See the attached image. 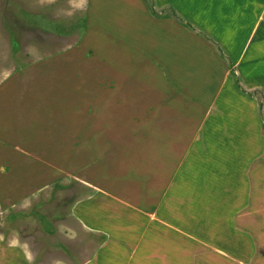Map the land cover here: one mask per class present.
Wrapping results in <instances>:
<instances>
[{
	"label": "rangeland",
	"instance_id": "374dc122",
	"mask_svg": "<svg viewBox=\"0 0 264 264\" xmlns=\"http://www.w3.org/2000/svg\"><path fill=\"white\" fill-rule=\"evenodd\" d=\"M232 3L239 9L244 1L0 0V244L11 235L27 242L34 262L42 258L44 247L66 252L75 247L76 242L62 233L78 232L69 213L72 203L89 192L84 169L111 150L122 149V144L112 143L117 141L112 129L104 139L87 134L95 117L86 109L95 104L160 102L200 107L203 100L195 94L210 86L214 96L207 104L254 110L253 126H245L251 134H239L238 145L241 150L250 135L256 143L252 190L239 191L235 207L224 206L222 240L217 244L223 256L210 263L264 264V91L257 84L263 85L264 75L256 69L251 76L252 69L242 74L245 79L235 74L236 58L239 64L249 60L250 68L257 67L256 55L262 58L263 48L256 51L257 46L248 43L242 51L225 47L199 23L220 9L218 24L223 20L231 26ZM239 11L238 16L247 15L244 19L251 24L252 10ZM185 68V96L172 90L164 91L162 98L152 96L158 87L166 88L168 71L172 75ZM254 75L257 79L250 82L247 76ZM220 90L231 93L224 102ZM217 115L216 110L208 112L211 121L217 122ZM74 124L78 127L70 133ZM231 127L237 131L234 123ZM58 168L60 176L37 180ZM223 199L229 200L228 192ZM54 220H60V226ZM41 232L58 240L39 238ZM5 262L22 264L20 257L12 261L0 251V264Z\"/></svg>",
	"mask_w": 264,
	"mask_h": 264
},
{
	"label": "crops",
	"instance_id": "0c3cea01",
	"mask_svg": "<svg viewBox=\"0 0 264 264\" xmlns=\"http://www.w3.org/2000/svg\"><path fill=\"white\" fill-rule=\"evenodd\" d=\"M243 1L239 9L232 3L231 15L235 18L231 26L223 20L218 24V19L223 17L220 9L212 12L207 20L201 17L199 26L212 30L215 40L225 47L242 51L247 43L248 46L255 44L256 51L263 48L264 53V0ZM241 8L252 10L251 24L245 21L246 14L244 18L238 16ZM232 54H236L235 50ZM256 56L259 61L254 62L257 67L253 68L249 67L251 61L239 64L236 58L235 74H249L252 69L250 76L253 70H260L264 75V54L262 58L260 54ZM185 70L172 75L168 71L166 88L158 87L152 96L162 98L168 90L185 96L189 90L184 87ZM250 76H247L250 82L257 79L256 75ZM257 84L264 91V82ZM209 88L200 87L199 94H195L203 100L200 107L191 103L160 102L109 103L99 107L95 104L86 109L95 117L87 134L104 139V134L108 136L112 129L117 140L112 143L122 144V149L111 150L101 162L86 165L84 169V187L89 192L72 203L69 213L78 232L62 233L76 242L75 247L70 246L67 252L62 248L44 247L42 258L34 262V253L27 242L11 235L6 238V244H0V251L12 261L20 257L22 264H212V260L221 261L222 247L217 244L222 240L223 208L238 205L237 193H248L253 187L250 170L256 143L252 135L250 140L245 137L246 145L240 150L238 142L240 135L251 134L245 126H253L255 114L253 109L237 104H207L214 96ZM220 94L224 102L231 93L225 94L222 90ZM215 110L220 117L217 122L208 117V112ZM196 111L200 113L195 115ZM134 112L139 116L134 117ZM232 123L237 126L236 132L231 130ZM77 127L74 124L70 133ZM231 133L235 135L233 138ZM227 143H233L232 147ZM53 148L52 157L56 149ZM101 149L103 155L105 149ZM48 158L52 159L50 155ZM45 174L37 180L60 176L59 168ZM223 192L229 193V200L223 199ZM53 222L60 226V220ZM45 235L41 232L39 238ZM46 236L58 240L55 235ZM59 239L66 245L60 234ZM208 239L214 244L207 246Z\"/></svg>",
	"mask_w": 264,
	"mask_h": 264
}]
</instances>
